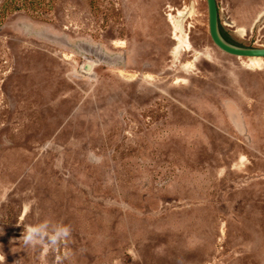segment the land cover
Returning a JSON list of instances; mask_svg holds the SVG:
<instances>
[{
  "label": "rangeland",
  "instance_id": "obj_1",
  "mask_svg": "<svg viewBox=\"0 0 264 264\" xmlns=\"http://www.w3.org/2000/svg\"><path fill=\"white\" fill-rule=\"evenodd\" d=\"M217 1L264 46V0ZM0 261L264 264V60L205 0H0Z\"/></svg>",
  "mask_w": 264,
  "mask_h": 264
},
{
  "label": "clouds",
  "instance_id": "obj_2",
  "mask_svg": "<svg viewBox=\"0 0 264 264\" xmlns=\"http://www.w3.org/2000/svg\"><path fill=\"white\" fill-rule=\"evenodd\" d=\"M70 235V227L50 217L24 225L20 240L28 248L55 250ZM2 264V261H0Z\"/></svg>",
  "mask_w": 264,
  "mask_h": 264
},
{
  "label": "water",
  "instance_id": "obj_3",
  "mask_svg": "<svg viewBox=\"0 0 264 264\" xmlns=\"http://www.w3.org/2000/svg\"><path fill=\"white\" fill-rule=\"evenodd\" d=\"M207 6V25L208 32L212 41L223 51L255 61L264 60V46H248L233 43L223 37L219 27V21L224 28L218 1L205 0Z\"/></svg>",
  "mask_w": 264,
  "mask_h": 264
},
{
  "label": "trees",
  "instance_id": "obj_4",
  "mask_svg": "<svg viewBox=\"0 0 264 264\" xmlns=\"http://www.w3.org/2000/svg\"><path fill=\"white\" fill-rule=\"evenodd\" d=\"M219 27H220L221 34L223 35V37H224L225 39H227V40H229V41H231V42H233V43H239V42L234 41V40L230 37L228 31H226V30L222 27L220 21H219ZM239 44H240V43H239Z\"/></svg>",
  "mask_w": 264,
  "mask_h": 264
},
{
  "label": "bare ground",
  "instance_id": "obj_5",
  "mask_svg": "<svg viewBox=\"0 0 264 264\" xmlns=\"http://www.w3.org/2000/svg\"><path fill=\"white\" fill-rule=\"evenodd\" d=\"M171 23H173V21L171 22ZM174 28H175V30L177 31V23L176 22H174ZM175 32V31H174ZM185 37V36H184ZM176 39L178 40V42L180 43V42H182V39H181V37H179V36H176ZM186 45V44H185ZM183 46V45H182ZM186 47V46H185ZM178 48H179V45H177L176 47H174V51L176 52V50H178ZM189 48V47H188ZM179 49H181V48H179ZM91 65H89V64H87L86 65V67H90Z\"/></svg>",
  "mask_w": 264,
  "mask_h": 264
}]
</instances>
